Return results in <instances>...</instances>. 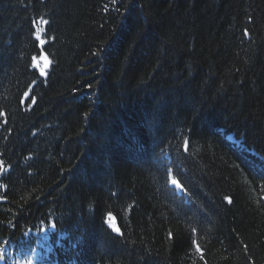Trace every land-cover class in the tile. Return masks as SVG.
<instances>
[{"label": "trees", "instance_id": "1", "mask_svg": "<svg viewBox=\"0 0 264 264\" xmlns=\"http://www.w3.org/2000/svg\"><path fill=\"white\" fill-rule=\"evenodd\" d=\"M0 264H264V0H0Z\"/></svg>", "mask_w": 264, "mask_h": 264}, {"label": "snow or ice", "instance_id": "2", "mask_svg": "<svg viewBox=\"0 0 264 264\" xmlns=\"http://www.w3.org/2000/svg\"><path fill=\"white\" fill-rule=\"evenodd\" d=\"M49 63H50V61H48L47 58H45V65H44V68H41V69H40L42 73L45 72V69L48 67V64H49ZM109 216H110V221H109V222L112 223L111 214H109ZM113 227L115 228V230H116L117 232L120 231V229H119L118 227H116L114 223H113ZM197 247H198V249H199V245H198V244H197Z\"/></svg>", "mask_w": 264, "mask_h": 264}, {"label": "water", "instance_id": "3", "mask_svg": "<svg viewBox=\"0 0 264 264\" xmlns=\"http://www.w3.org/2000/svg\"><path fill=\"white\" fill-rule=\"evenodd\" d=\"M45 58H47V60L50 61L47 55L43 53L41 57V62L43 63V65H45ZM49 68H50V63L48 64V67L46 68V70H48Z\"/></svg>", "mask_w": 264, "mask_h": 264}]
</instances>
